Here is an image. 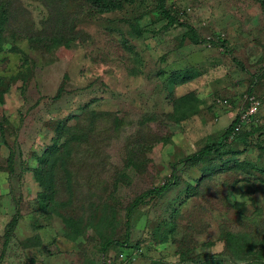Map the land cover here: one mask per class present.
Listing matches in <instances>:
<instances>
[{"label":"rangeland","instance_id":"374dc122","mask_svg":"<svg viewBox=\"0 0 264 264\" xmlns=\"http://www.w3.org/2000/svg\"><path fill=\"white\" fill-rule=\"evenodd\" d=\"M46 1L0 11V264H264V0Z\"/></svg>","mask_w":264,"mask_h":264},{"label":"trees","instance_id":"16d2710c","mask_svg":"<svg viewBox=\"0 0 264 264\" xmlns=\"http://www.w3.org/2000/svg\"><path fill=\"white\" fill-rule=\"evenodd\" d=\"M42 1H43L44 6H46V8H48V10L50 12V18L48 20H46L45 23L43 24L44 25L43 31H45V30H47V28L49 26L55 25L56 22H59V19L56 17V15H59V13L55 12L52 8H50L49 3L46 0H42ZM10 2H11V0H0V11H1V13L5 14L7 12H12V11H10L12 9L11 6H9ZM163 14H164L165 19L167 20V27H170L175 23L179 24V22L166 10L163 11ZM62 20L64 22H66V19H64V17H62ZM67 25H68V22H67ZM45 26H47V27H45ZM64 27H67V26H64ZM54 29H58V27H55ZM41 32L42 31H40L39 33L42 34ZM25 35L26 36H24V37L29 38L30 41H32L36 37V36H34V34L30 35V36H27V34H25ZM236 124H237L236 122H232V124L225 130L223 136L226 138L228 136H230V134L234 130ZM224 143L225 142L223 141L222 143L216 142V143H212V144H207L206 146H204L199 151H197V152L187 156L183 160H181L179 163L196 162V161H199L201 159L213 156L221 150ZM173 167H175V166H173ZM174 172H175V168H174ZM174 178H175V173L173 175V179ZM172 184H173V182H168L159 188H155L153 190H149V191L144 192L134 201L133 207L136 208L139 205H143L145 203L146 199H148V198L162 195L164 192H166L168 190V188Z\"/></svg>","mask_w":264,"mask_h":264}]
</instances>
